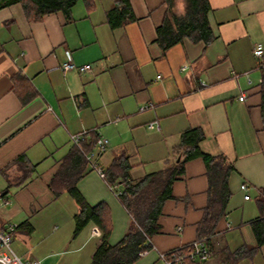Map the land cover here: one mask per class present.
I'll list each match as a JSON object with an SVG mask.
<instances>
[{
  "label": "crops",
  "instance_id": "obj_1",
  "mask_svg": "<svg viewBox=\"0 0 264 264\" xmlns=\"http://www.w3.org/2000/svg\"><path fill=\"white\" fill-rule=\"evenodd\" d=\"M113 2L95 0L91 10L78 2L71 17L57 11L39 20L28 19L18 2L0 8V229L27 219L33 224L31 232L21 226L11 232L12 250L27 263L92 256L93 247L87 254L82 251L92 241L96 247L100 230L95 224L76 236L74 221L67 222L63 234L57 233V223L49 231L51 222H63L68 215L59 200L67 192L55 197L49 181L73 144L72 133L94 130L107 137L108 148L97 156L101 165L125 151L130 177L138 178L176 160L182 131L201 127L200 148L223 154L234 169L226 215L207 239L211 255L192 264H264V243L250 256L235 259L231 254L239 245L256 243L251 221L260 215L256 199L264 187L261 73L253 52L257 44L264 45V0H209L215 38L207 45L184 38L164 54L155 37L167 2L129 0L136 19L112 28L106 10ZM68 52L73 62L90 68L63 70ZM17 71L37 90L27 102L12 88ZM242 92L246 95L240 100ZM147 102L153 105L140 110ZM23 154L34 164L28 174L19 158ZM243 182L247 190L241 189ZM77 187L90 204L109 205V242L120 240L131 215L110 184L88 168ZM207 193L204 160L185 161L172 184L173 195L163 204L161 229L152 236L159 250L187 248L197 238ZM39 234L44 237L36 239ZM133 264L162 260L150 249Z\"/></svg>",
  "mask_w": 264,
  "mask_h": 264
},
{
  "label": "trees",
  "instance_id": "obj_2",
  "mask_svg": "<svg viewBox=\"0 0 264 264\" xmlns=\"http://www.w3.org/2000/svg\"><path fill=\"white\" fill-rule=\"evenodd\" d=\"M168 10L156 27L155 41L159 44L162 54L175 43L184 38L192 41H202L209 44L215 33L208 18L210 10L209 0H165ZM20 3L28 19L39 20L45 14L62 11L71 17V11L79 0H0V8L13 3ZM87 10L95 6V0H81ZM106 19L112 28L124 25L136 19L129 0H114L106 10ZM261 81L259 83L261 117L264 126V52L258 59ZM13 90L18 97L27 102L32 99L37 90L28 78L17 71L13 76ZM201 127H188L182 131L177 145L179 161L173 160L164 168L144 174L138 178L130 177L131 163L129 154L121 151L113 157L104 169L105 180L118 191V197L131 215L130 224L120 240L109 242L112 230L111 210L105 201L90 204L77 187L78 180L87 171V160L81 149L72 144L69 151L63 156L59 166L49 181V187L58 197L64 192L75 200L76 211L72 214L74 221L73 235L89 224H95L100 235L92 253L89 264H133L143 252L152 248L149 238L160 231L159 218L164 202L172 194L173 182L184 171L185 161L200 156L206 165L208 176L207 202L201 219L197 224V237L207 239L217 230L219 221L226 215L231 197L229 176L234 165L223 154H211L200 148V141L204 138ZM98 134L91 130L89 137L82 142L85 150L95 148ZM27 174L34 164L23 156ZM101 164V163H100ZM257 204L260 215L251 221L256 237L254 245L242 244L231 251L235 259L252 255L264 243V187L259 189ZM26 232L33 230V224L28 219L17 225ZM13 232V231H12ZM190 243L171 251L187 253ZM183 248H185L183 250Z\"/></svg>",
  "mask_w": 264,
  "mask_h": 264
},
{
  "label": "built area",
  "instance_id": "obj_3",
  "mask_svg": "<svg viewBox=\"0 0 264 264\" xmlns=\"http://www.w3.org/2000/svg\"><path fill=\"white\" fill-rule=\"evenodd\" d=\"M254 55L259 59L260 56L264 52V45L257 44L254 48ZM89 63L85 64H76L72 60L71 53H67V58L61 64V68L63 70L68 69H76L79 71H85L90 68ZM245 93L242 92L239 95V99L243 100L245 97ZM153 104L151 102H147L140 106V110H145L151 107ZM154 124L153 121L148 123V126H152ZM90 130H82L77 133H72L70 135L71 141L73 144L78 146L81 151L83 152L86 160H87V167L90 169L96 170L102 177H104V169L102 168L100 162L98 161V155L103 153L109 145V139L103 135L98 134L96 141H95V148L92 150H85L83 147V140L86 138ZM97 149V153L95 152ZM111 186V185H110ZM241 189L247 190V183L243 182L240 185ZM115 194H118V191L115 190L113 186H111ZM245 197L248 198L249 195L246 193ZM18 224L15 222H11L8 224L7 228L0 229V263L2 264H10L11 262H16L17 264H42L41 260L35 259L31 263L24 262L20 259L19 256L15 254V252L11 248V241H12V231L15 230ZM93 232H98L97 228L94 227ZM149 242L152 245L151 249H154L158 252L159 258L162 260V264H186L188 260H204L208 256L211 255V250L207 244L205 238L197 237L190 242V247L187 253H182L179 251H161L159 250L152 242V239L149 238ZM145 253V252H143ZM141 253V254H143Z\"/></svg>",
  "mask_w": 264,
  "mask_h": 264
},
{
  "label": "rangeland",
  "instance_id": "obj_4",
  "mask_svg": "<svg viewBox=\"0 0 264 264\" xmlns=\"http://www.w3.org/2000/svg\"><path fill=\"white\" fill-rule=\"evenodd\" d=\"M79 2H81V0H79ZM178 3H180V0H178ZM59 200H60V202H63L65 204L66 211L68 212V215H67V217L62 216L61 219H63L62 220L63 222H61V221L51 222L52 225L49 227V231H51L53 228V225H55L57 223V225L59 226L57 233L63 234L65 231H67V222L73 223L72 214L76 211L77 205H76V203H74L75 201L69 195V193H64V196L61 197ZM71 202H72V204H71ZM73 226H74V224H73ZM36 236H37V234H36ZM43 237H44L43 235L39 234L36 239L43 238ZM36 239H35V237H33L32 243ZM11 247H12V249H15L13 243L11 244ZM24 247H26V249H28L29 246H24ZM62 247H64V246H60L59 248H62ZM89 247H93L95 249L93 241L90 244H88L82 252L83 253L86 252V254L89 253L90 251H87V249H89ZM94 249L92 251H94ZM92 253L93 252H91V254ZM31 257H33V256H31ZM34 257H38V256H34ZM196 260H198V259H196ZM90 261H91V256H52V262H55L56 264H69L70 262L72 264H89ZM187 263L192 264V261L188 260Z\"/></svg>",
  "mask_w": 264,
  "mask_h": 264
},
{
  "label": "water",
  "instance_id": "obj_5",
  "mask_svg": "<svg viewBox=\"0 0 264 264\" xmlns=\"http://www.w3.org/2000/svg\"><path fill=\"white\" fill-rule=\"evenodd\" d=\"M179 159H180V154L177 156L176 161H179Z\"/></svg>",
  "mask_w": 264,
  "mask_h": 264
}]
</instances>
